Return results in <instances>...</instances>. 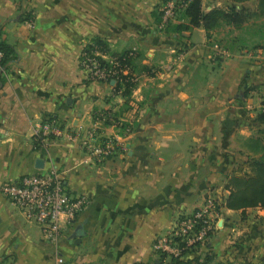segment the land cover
<instances>
[{"label":"crops","instance_id":"crops-1","mask_svg":"<svg viewBox=\"0 0 264 264\" xmlns=\"http://www.w3.org/2000/svg\"><path fill=\"white\" fill-rule=\"evenodd\" d=\"M164 4L0 0V32L18 53L0 86V264H264V209L224 206L228 178L254 156L249 141L259 137V113L242 105L264 68L251 53L222 45L220 32L234 27L224 25L210 39L203 28L171 32L189 21L177 15L165 23ZM232 5L203 0L206 13ZM28 13L32 24L23 20ZM95 38L112 53L136 52L131 97L87 79L81 55ZM105 110L132 127L128 135L102 129L104 137L121 138L110 159H93L66 138L35 139L50 118L68 129L88 127ZM52 169L73 195L90 200L57 246L2 192ZM212 195L222 198V219L205 245L179 262L155 251L181 214Z\"/></svg>","mask_w":264,"mask_h":264},{"label":"built area","instance_id":"built-area-1","mask_svg":"<svg viewBox=\"0 0 264 264\" xmlns=\"http://www.w3.org/2000/svg\"><path fill=\"white\" fill-rule=\"evenodd\" d=\"M188 5L187 0H165V23L175 19L179 10H185ZM135 53L132 51L131 57ZM101 60L106 64L102 65ZM80 62L88 80L106 85L113 83L114 94H122L127 83L137 82L131 64L115 61L100 50L89 53L85 49ZM105 126L122 129L127 135L132 132L128 121L118 118L111 110H105L95 113L88 127L68 129L57 118L51 119L43 123L35 133V139L41 141L47 137L66 138L78 143L80 150L87 156L104 161L112 158L121 148L119 136L102 135L101 131ZM2 192L27 221L34 222L40 228L45 241L53 246L58 245L67 226L75 223L90 205L87 196L73 195L67 189L58 169L45 174L26 175L18 181L3 185ZM217 204V201L210 199L203 208L195 210L191 215H181L171 232L156 241L155 251L182 257L183 251L205 243L209 234L218 227L211 218L217 212Z\"/></svg>","mask_w":264,"mask_h":264},{"label":"trees","instance_id":"trees-1","mask_svg":"<svg viewBox=\"0 0 264 264\" xmlns=\"http://www.w3.org/2000/svg\"><path fill=\"white\" fill-rule=\"evenodd\" d=\"M189 5L185 10L178 12L179 19H186L188 24H179L171 28V32L182 33L188 32L195 28H203L208 38H211L212 33L222 26H231L236 30H240L251 22L258 21L264 18V0H229L233 3L227 10L216 8L208 13L203 10V0H187ZM32 13H28L24 21H33ZM263 48L261 46L256 47ZM86 51L92 53L95 50H100L110 56L111 59L121 63H129L133 66L134 57H131V52L127 51L122 54L112 53L106 41L95 38L86 48ZM242 51V49H239ZM0 86L4 81L5 75L8 73L10 64L18 59L16 49L9 45L2 37L0 32ZM102 65L106 64L101 60ZM134 70V66H133ZM136 83H127L124 87L122 95L131 97ZM120 85H118V88ZM250 89L244 93L246 97ZM55 119V118H50ZM48 120V121H49ZM259 124L264 126V110L257 116ZM47 122V121H46ZM261 137L249 141V150L254 153L253 157H249L248 161L240 166L228 178L226 189L230 192L225 207L229 210L240 211L253 208L264 209V129L261 130ZM40 143V141H38ZM220 212V206L217 208ZM212 233L209 234V238ZM202 244H198L188 250L183 251L186 255ZM166 255L167 257L169 255ZM174 262H179L181 257L169 256Z\"/></svg>","mask_w":264,"mask_h":264},{"label":"rangeland","instance_id":"rangeland-1","mask_svg":"<svg viewBox=\"0 0 264 264\" xmlns=\"http://www.w3.org/2000/svg\"><path fill=\"white\" fill-rule=\"evenodd\" d=\"M223 30L224 31L220 32V34L222 36L224 35L225 37V43L222 45L231 49L233 52H235L236 48H238V49H242V51L246 53H251L252 55H254L253 57L254 59L252 60V62H259V68L260 69L264 68V18L258 21H255V22H251L250 24L246 25L240 30H229L228 31L226 28H224ZM259 46L263 48H259V57H257L255 50H256V47H259ZM251 89L252 91L248 95L247 101L245 102V104L242 105V107H244L245 109L246 107L247 108L250 107L251 108L250 111L261 113L264 110V76H262V78L259 80V84L255 86L253 85ZM246 90H247L246 88L243 89V92L245 93ZM263 129L264 127L259 124V137L262 136L261 130ZM240 156H239V159L244 155H242L241 157ZM246 159H249V157H246ZM210 199L217 201L218 203L217 206H220V212L217 210V212L216 213L214 212L211 217L214 223L218 225L219 220L222 219V215H220L221 209L223 206L222 198L219 196L212 195L210 196L209 199L206 198L205 204L206 202L210 201ZM203 207L204 206H201V208ZM191 214H183V215H191ZM218 229H219V226L212 233V235H214ZM208 239L202 245H205Z\"/></svg>","mask_w":264,"mask_h":264},{"label":"water","instance_id":"water-1","mask_svg":"<svg viewBox=\"0 0 264 264\" xmlns=\"http://www.w3.org/2000/svg\"><path fill=\"white\" fill-rule=\"evenodd\" d=\"M73 238H75L79 242V233L76 232V234H75V236Z\"/></svg>","mask_w":264,"mask_h":264}]
</instances>
